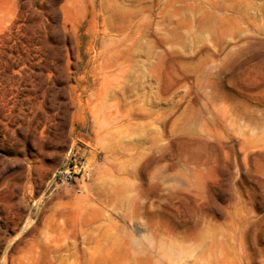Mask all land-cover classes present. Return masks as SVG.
<instances>
[{
	"label": "rangeland",
	"instance_id": "1",
	"mask_svg": "<svg viewBox=\"0 0 264 264\" xmlns=\"http://www.w3.org/2000/svg\"><path fill=\"white\" fill-rule=\"evenodd\" d=\"M0 264H264V0H0Z\"/></svg>",
	"mask_w": 264,
	"mask_h": 264
},
{
	"label": "built area",
	"instance_id": "2",
	"mask_svg": "<svg viewBox=\"0 0 264 264\" xmlns=\"http://www.w3.org/2000/svg\"><path fill=\"white\" fill-rule=\"evenodd\" d=\"M90 169L85 159L77 154L69 155L65 163L58 168L54 180L57 185L71 184L78 178H89Z\"/></svg>",
	"mask_w": 264,
	"mask_h": 264
}]
</instances>
